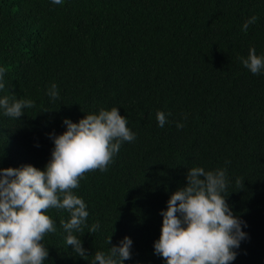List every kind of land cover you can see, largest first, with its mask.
I'll return each mask as SVG.
<instances>
[{"label":"trees","instance_id":"1","mask_svg":"<svg viewBox=\"0 0 264 264\" xmlns=\"http://www.w3.org/2000/svg\"><path fill=\"white\" fill-rule=\"evenodd\" d=\"M250 47L264 54V0H0V95L35 102L19 119L0 115V168L42 170L54 146L48 134L100 108L118 107L136 135L107 171L85 173L73 190L87 224L101 225L83 230L86 260L65 243L68 212L49 209L56 231L42 241L44 264H89L110 235L111 244L133 242L124 264H165L153 249L160 212L196 166L227 168L226 202L248 234L232 264H264V74L240 63ZM158 111L170 113L163 128Z\"/></svg>","mask_w":264,"mask_h":264},{"label":"clouds","instance_id":"2","mask_svg":"<svg viewBox=\"0 0 264 264\" xmlns=\"http://www.w3.org/2000/svg\"><path fill=\"white\" fill-rule=\"evenodd\" d=\"M50 2L61 5L64 0ZM257 19L250 16L241 31L247 33ZM239 59L251 74H264V54L258 55L254 47ZM5 71L0 66V92L5 88ZM46 94L53 101L58 99L56 84ZM34 104L32 99L0 95V115L19 119ZM169 115L156 113L158 127L169 122ZM62 123L65 131L48 134L54 146L42 170L31 164L0 168V264H44L48 260V247L42 241L45 234L56 231L53 218L47 214L49 209L68 212L69 219L61 222L65 243L82 259L89 255L80 238L84 228L89 234L101 229L99 221L87 224L86 202L73 190L80 187L85 173L107 171L121 145L133 142L136 135L118 107L100 108L75 123L64 118ZM176 127L182 129L184 124L178 122ZM185 180L160 212L162 223L159 238L153 243L154 254L165 264H232L248 234L242 230L247 223L226 202L230 193L225 195L229 186L227 168L192 167L187 169ZM242 181H236L240 188ZM106 243L111 245L108 250L96 251L89 264H124L131 259L133 242L128 236L111 244L110 235Z\"/></svg>","mask_w":264,"mask_h":264}]
</instances>
